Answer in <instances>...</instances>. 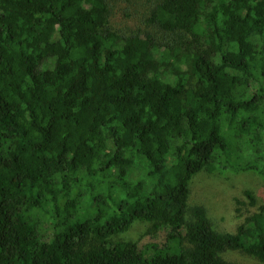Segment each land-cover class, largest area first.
Instances as JSON below:
<instances>
[{"label":"trees","instance_id":"obj_1","mask_svg":"<svg viewBox=\"0 0 264 264\" xmlns=\"http://www.w3.org/2000/svg\"><path fill=\"white\" fill-rule=\"evenodd\" d=\"M118 1L0 0V264H264L251 190L233 232L189 204L203 171L264 178V0H154L129 33Z\"/></svg>","mask_w":264,"mask_h":264},{"label":"rangeland","instance_id":"obj_2","mask_svg":"<svg viewBox=\"0 0 264 264\" xmlns=\"http://www.w3.org/2000/svg\"><path fill=\"white\" fill-rule=\"evenodd\" d=\"M154 0L118 1L113 8L114 27L121 32L129 33L146 26L144 20ZM154 30V29H153ZM163 38V35H161ZM236 145V143L234 142ZM247 147L242 152L237 150L233 160L242 164L248 158ZM239 152V155H238ZM238 155V156H237ZM251 190L257 198L264 202V178L254 171L234 170L210 173L203 171L197 174L191 182L189 204H200L207 208L208 215L219 231L233 232L237 228L235 217L236 198ZM148 224L136 222L126 233L120 235L124 239H137L144 234ZM228 260L241 264H262L255 257H251L240 250H228L223 253Z\"/></svg>","mask_w":264,"mask_h":264}]
</instances>
